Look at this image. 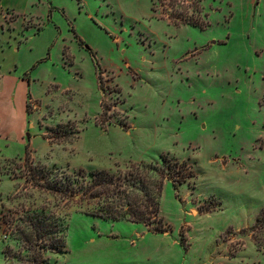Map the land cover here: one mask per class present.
<instances>
[{
	"label": "rangeland",
	"instance_id": "rangeland-1",
	"mask_svg": "<svg viewBox=\"0 0 264 264\" xmlns=\"http://www.w3.org/2000/svg\"><path fill=\"white\" fill-rule=\"evenodd\" d=\"M186 1L0 0V264H264V6ZM162 154L187 165L152 229L32 174ZM41 211L63 251L18 230Z\"/></svg>",
	"mask_w": 264,
	"mask_h": 264
},
{
	"label": "trees",
	"instance_id": "trees-1",
	"mask_svg": "<svg viewBox=\"0 0 264 264\" xmlns=\"http://www.w3.org/2000/svg\"><path fill=\"white\" fill-rule=\"evenodd\" d=\"M185 20L190 21L187 18ZM26 106L29 108V103ZM186 165V162H174L167 154H162L158 162L131 164L125 171L118 170L117 173L104 169L83 168L75 173H66L57 167L56 170H50L46 166L36 169L32 174H40L42 181H48L45 188L52 193H59L63 199L68 198V195H80L87 203L99 199L97 208L85 211L87 214L104 220L143 223L152 229L153 221L158 218L165 180H176L174 175L180 173ZM51 174H54L56 179L52 178ZM263 219L264 212L258 216L257 221ZM24 220L29 221V230L21 226L18 230L22 232L26 244L32 245L28 243L29 239L37 237L40 243L43 242L40 244L43 252L48 249L53 252L65 249L66 224L61 222L62 218L54 219L41 211L28 215ZM49 259L46 258L44 262L48 263ZM31 264L38 263L34 260Z\"/></svg>",
	"mask_w": 264,
	"mask_h": 264
},
{
	"label": "crops",
	"instance_id": "crops-1",
	"mask_svg": "<svg viewBox=\"0 0 264 264\" xmlns=\"http://www.w3.org/2000/svg\"><path fill=\"white\" fill-rule=\"evenodd\" d=\"M186 1V0H185ZM188 1H186V3H187ZM253 2V4L252 5H254V12H255V15H256V12H257V6L258 7H260V6H264V0H253L252 1ZM178 20H180V21H182V19L181 18H178ZM256 52H258L257 50H255V53ZM9 79H11V76H7V75H1L0 74V86L2 85V83L4 84V82H5V85L7 84V81H10ZM1 93L2 94H5L6 92L5 91H1ZM11 97H12V95H11ZM10 99V98H9ZM27 105V102L25 101V106ZM27 107V106H26ZM25 129H26V127H24V128H21V130H20V137L22 138V139H24L23 138V135L25 134Z\"/></svg>",
	"mask_w": 264,
	"mask_h": 264
}]
</instances>
